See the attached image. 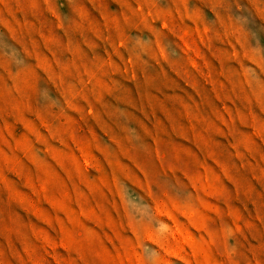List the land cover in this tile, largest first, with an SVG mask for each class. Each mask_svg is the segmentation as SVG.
<instances>
[{
    "label": "rangeland",
    "instance_id": "rangeland-1",
    "mask_svg": "<svg viewBox=\"0 0 264 264\" xmlns=\"http://www.w3.org/2000/svg\"><path fill=\"white\" fill-rule=\"evenodd\" d=\"M0 264H264V0H0Z\"/></svg>",
    "mask_w": 264,
    "mask_h": 264
}]
</instances>
